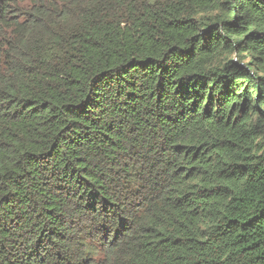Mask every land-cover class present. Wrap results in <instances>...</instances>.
Instances as JSON below:
<instances>
[{"label":"trees","instance_id":"1","mask_svg":"<svg viewBox=\"0 0 264 264\" xmlns=\"http://www.w3.org/2000/svg\"><path fill=\"white\" fill-rule=\"evenodd\" d=\"M0 264H264V0H0Z\"/></svg>","mask_w":264,"mask_h":264}]
</instances>
